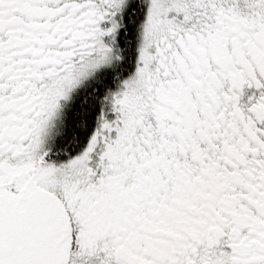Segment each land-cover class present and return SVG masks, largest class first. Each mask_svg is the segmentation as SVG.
<instances>
[{"label": "snow or ice", "instance_id": "obj_1", "mask_svg": "<svg viewBox=\"0 0 264 264\" xmlns=\"http://www.w3.org/2000/svg\"><path fill=\"white\" fill-rule=\"evenodd\" d=\"M0 264H264V0H0Z\"/></svg>", "mask_w": 264, "mask_h": 264}]
</instances>
